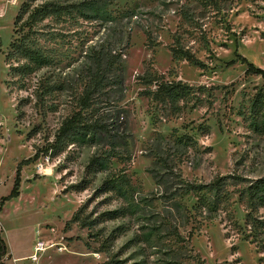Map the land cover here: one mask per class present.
Returning <instances> with one entry per match:
<instances>
[{"label":"rangeland","instance_id":"rangeland-1","mask_svg":"<svg viewBox=\"0 0 264 264\" xmlns=\"http://www.w3.org/2000/svg\"><path fill=\"white\" fill-rule=\"evenodd\" d=\"M24 2L0 0L1 197L11 193L18 165L52 142L63 120L78 110L95 59L110 55L121 60L94 108L116 140L86 137L57 158L42 156L23 166L21 195L6 202L0 224L3 239L24 258L13 259L7 247L3 264H264V229L251 233L238 189H228L224 212L203 222L172 211L152 173L158 168L152 145L159 134L173 142L192 138L187 148L170 149L189 181L264 177V80L246 76L237 56L264 69V0H104L72 9L43 24L41 43L50 65L26 87L9 88L6 56ZM176 40L206 69L174 58ZM233 60L238 61L227 66ZM147 71L193 89L176 104L162 106L142 94L146 87L139 78ZM47 85L55 90L42 99ZM37 126L40 132L29 138ZM95 158L102 164L92 165ZM123 176L128 184L106 185ZM196 202L193 196L182 200L188 209ZM81 207L86 227L69 223ZM258 218L264 220V208ZM39 243L65 250L48 248L37 262L21 261Z\"/></svg>","mask_w":264,"mask_h":264},{"label":"trees","instance_id":"trees-1","mask_svg":"<svg viewBox=\"0 0 264 264\" xmlns=\"http://www.w3.org/2000/svg\"><path fill=\"white\" fill-rule=\"evenodd\" d=\"M104 0H93L84 4H69L62 5L51 0H25L22 4L18 15L14 20V36L11 41L9 51L6 56L7 64L10 66L9 88L11 86H19L24 88L27 82L38 71L50 65L49 57L45 54L41 43L43 32V24L51 17H59L64 14L72 13V9L81 10L85 6H95L97 2ZM214 1V0H212ZM106 3V2H104ZM179 40H176L175 46L171 52L174 58H183L190 65L206 69V64L198 59L191 51L178 46ZM1 50V48H0ZM238 60L247 67L246 76H256L264 80V69L257 67L247 58L238 54ZM121 60L120 55H110L107 58L97 57L95 59L94 70L89 75V80L85 85L82 95L78 101V110L71 116L65 118L61 123L60 128L54 136V140L49 142L43 148H35V155L30 159L23 161L17 167L14 185L11 193L6 198H2L0 204V213L2 212L7 201L18 198L21 195V173L24 165H30L40 160L42 156H47L49 159H54L63 154L66 149L83 141L88 137L90 141L96 139L110 140L112 137L103 119L96 117L95 102L96 98L102 93L103 86L107 83L114 66ZM238 60H233L227 63L230 66ZM146 90L142 92L148 95L152 100L160 105L176 104V102L188 94L193 88L182 81L167 82L165 75L152 74L147 71L139 78ZM122 84V83H121ZM53 86L47 85L42 88V99L50 96L54 92ZM37 97V96H36ZM263 98L262 90L256 96V102ZM23 106V101L18 103L17 110ZM20 117V115H19ZM18 117V118H19ZM41 126H37L29 134V138L39 133ZM174 138V136H172ZM116 140V138H113ZM165 141L161 135L154 138L152 145L153 157L156 161V169H153V175L156 184L164 189L162 199L170 203L172 211L183 213L185 217H190L195 220L211 221L217 217L220 212L226 210L230 199L229 188L238 189L239 200L244 204L246 214V225L250 228L251 233L255 235L261 234L264 229V220L258 218V212L264 208V177L254 182H247L245 178L236 174L215 177L209 184L192 182L183 177L177 170L175 164V156L171 153V146L177 145L179 148H187L192 142V138L184 135L179 139ZM164 142L166 145L164 146ZM167 146V147H166ZM113 154L108 156L111 159ZM116 157V156H114ZM102 164L99 158L92 161V165ZM249 183L246 185L245 183ZM117 183H126L128 180L125 176L112 180L106 185L114 186ZM245 185L244 188L241 187ZM241 189V190H240ZM68 193V190L64 191ZM195 197L197 202L191 208L182 204L184 198ZM84 207L78 209L70 224L78 223L82 227H86L87 223L82 218ZM189 218V219H190ZM237 225V224H236ZM242 231V228L240 227ZM177 236L180 233L176 232ZM7 255V244L0 232V262ZM3 264V262H2Z\"/></svg>","mask_w":264,"mask_h":264},{"label":"built area","instance_id":"built-area-1","mask_svg":"<svg viewBox=\"0 0 264 264\" xmlns=\"http://www.w3.org/2000/svg\"><path fill=\"white\" fill-rule=\"evenodd\" d=\"M1 201H2V197L0 195V204ZM0 232H3V227L1 224H0ZM48 248H58L59 251L65 250L62 246H58V243H53L50 245H46L45 243H39L34 250V254L31 255L29 259L33 262H37L39 258L43 255V253L48 250Z\"/></svg>","mask_w":264,"mask_h":264},{"label":"crops","instance_id":"crops-1","mask_svg":"<svg viewBox=\"0 0 264 264\" xmlns=\"http://www.w3.org/2000/svg\"><path fill=\"white\" fill-rule=\"evenodd\" d=\"M5 242H6V244H7V247H8V249H9L11 255L13 256V259L15 258V256H18V258H24V257H22V255H17V253H16L14 247L11 245V243H10L8 240H5ZM13 259H12V260H13Z\"/></svg>","mask_w":264,"mask_h":264},{"label":"bare ground","instance_id":"bare-ground-1","mask_svg":"<svg viewBox=\"0 0 264 264\" xmlns=\"http://www.w3.org/2000/svg\"><path fill=\"white\" fill-rule=\"evenodd\" d=\"M27 259H29V258H26V259H24V260H21V261H25V260H27Z\"/></svg>","mask_w":264,"mask_h":264}]
</instances>
